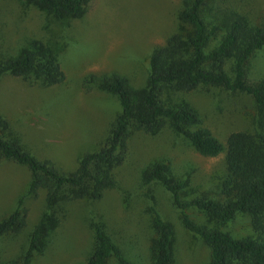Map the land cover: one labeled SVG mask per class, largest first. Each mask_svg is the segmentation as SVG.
<instances>
[{"label": "trees", "instance_id": "obj_1", "mask_svg": "<svg viewBox=\"0 0 264 264\" xmlns=\"http://www.w3.org/2000/svg\"><path fill=\"white\" fill-rule=\"evenodd\" d=\"M14 1L49 20L48 39H28L15 55L2 59L0 79L12 76L43 89L62 85L66 76L58 45L69 46L71 29L56 25L82 19L90 0ZM176 20L175 31L151 51L147 78L139 89L132 90L117 72L90 74L81 81L87 94L97 89L112 95L118 112L102 144L81 155L73 171L64 172L53 161L33 155L0 114V163L12 162L30 172L27 190L13 211L0 219V239L21 233L27 226L26 201L40 192L45 195L26 248L3 264H34L46 252L70 204L99 201L119 186L117 171L126 161L131 137L156 136L167 128L203 157L224 155L222 175L210 189L191 192L189 176L174 174L170 162L159 159L143 173V185H159L169 194L183 229L207 248L206 264H264V77L247 82L248 65L264 53V5L256 0H182ZM201 85L250 96L255 104L251 130L230 133L225 144L219 141L203 126L195 108L178 99ZM149 192L152 264H174L175 227L161 215ZM189 210L220 226L238 214L248 216L253 235L234 238L196 222ZM100 220L89 222L94 245L83 264H132Z\"/></svg>", "mask_w": 264, "mask_h": 264}, {"label": "rangeland", "instance_id": "obj_2", "mask_svg": "<svg viewBox=\"0 0 264 264\" xmlns=\"http://www.w3.org/2000/svg\"><path fill=\"white\" fill-rule=\"evenodd\" d=\"M181 1L90 0L82 19L70 24L64 20L56 25L71 29L70 39L66 40L69 46L58 45L66 76L62 85L43 89L12 76L0 79V114L20 134L33 155L70 172L81 155L102 144L118 112V103L112 95L97 89L85 93L81 81L90 74L117 72L127 78L132 90L139 89L147 78L151 51L176 29ZM256 1L264 5V0ZM47 22L22 3L0 0V61L15 55L28 39L47 40ZM262 77L264 53H259L248 65L247 82L252 84ZM178 99L194 107L203 126L223 144L230 133L251 130L255 104L246 94L201 85ZM159 159L168 160L174 174L189 176L191 192L213 187L224 169V155L203 157L168 128L156 136L136 133L129 141L126 161L117 171L119 186L106 191L99 201L70 204L66 218L51 234L46 252L34 264H83L94 245L89 222L99 218L127 261L152 264L148 191L155 197L161 215L175 227L174 264H206L207 248L183 229L169 194L159 185L147 187L142 183L143 173ZM29 180L26 167L0 163V219L16 207ZM44 198L40 192L36 199H28L26 228L16 236L0 239V264L15 259L26 248L44 207ZM189 215L196 222L220 228L234 238L253 235L250 219L245 215H236L225 226L207 222L195 210H189Z\"/></svg>", "mask_w": 264, "mask_h": 264}]
</instances>
